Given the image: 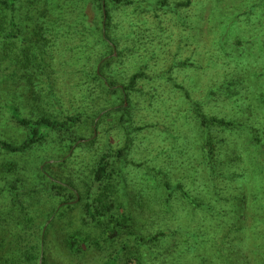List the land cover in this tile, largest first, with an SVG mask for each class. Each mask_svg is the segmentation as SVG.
I'll use <instances>...</instances> for the list:
<instances>
[{
	"label": "rangeland",
	"instance_id": "rangeland-1",
	"mask_svg": "<svg viewBox=\"0 0 264 264\" xmlns=\"http://www.w3.org/2000/svg\"><path fill=\"white\" fill-rule=\"evenodd\" d=\"M126 2L130 4L105 1L102 16L97 0H20L19 20L21 14H26L37 21L27 23L28 30L19 41L0 36V102L12 101L19 109V117L25 120L49 116L62 121L84 114L83 124L68 132H48L40 144L26 153L0 152V228L3 230L0 264H8L6 261L11 256H18L15 264H23L21 252L34 243L38 251L41 248L38 264H99L114 252H121L127 258L124 261L123 256L119 264H264L261 240L264 223L259 213L264 206L259 203L264 178L258 174L256 155L246 148V125L229 133L239 148L235 170L240 176L234 182L227 181L225 186L219 179L215 181L220 197L211 200V205L219 214L190 209V223L184 225L181 211L168 226L172 232L186 234L187 239L184 241L179 236L177 244L171 240L167 248L165 239L148 247L132 243L133 236L145 239L148 232L163 228L162 194L151 193L143 182L148 178L135 165L155 155L151 148L161 149L157 156L162 159L164 146L156 138L160 134L162 140L161 128H171L170 140L174 138L187 149L192 148L186 156L192 160L198 157L200 129L186 123L183 117L179 126H171V121L177 119L171 109L174 104L188 110L194 119L189 99L199 95L208 100L213 89L217 102L207 105L208 114L213 116L225 101L219 88L232 76L248 97L264 91V78L260 77L264 72V1ZM102 18L107 25L106 36L102 34ZM35 25H42L46 32L33 38L30 31ZM216 27H221L230 40L213 46L218 36L217 30L213 31ZM261 33L262 37L258 36ZM240 38L245 39L237 47L235 41ZM247 38L252 42H247ZM112 51L116 58L103 69V79L111 75L118 84H126L138 66H142L140 70L144 73L137 82L139 91L129 94L131 108L126 112L125 122H120L117 113L95 120L93 110L87 109L88 102L83 99L86 96L83 83L88 81L91 88H97L88 77L89 70L97 68L98 61ZM185 61L187 66L181 69L178 64ZM188 74L190 84L182 82ZM253 100L256 104L257 98ZM260 105L264 107L261 99ZM247 107L240 104L239 110L246 108V111ZM227 111L233 113L231 104ZM8 116L6 109L0 108V136L12 143L24 141L28 129ZM211 135L223 137L216 129L211 130ZM126 136L131 139L129 143ZM72 138L83 140L72 146ZM80 143L83 147H78ZM125 144L130 145L128 160H133L125 169L127 184L125 181L123 184L121 176L103 185L96 183L94 170L100 156ZM42 162L54 165L45 167L58 178L56 181L79 192L80 204L79 199L70 198L69 206L61 205L57 209L65 199L51 198L49 179L38 171ZM206 174L198 171L197 182L205 186L204 191L200 188L201 194L208 199L209 184L213 185L214 178L210 183L205 179ZM87 192H90L88 202L99 212L97 224L83 214ZM139 193L141 197H137ZM136 197L142 205H134ZM99 198L103 201L97 202ZM172 204L182 206L176 199L168 210L173 208ZM77 231H81L79 243L88 241L82 244L81 251L72 249L67 240ZM211 242L221 253L211 251ZM127 243L128 247L122 251ZM228 243L233 245V252L222 251L224 245L228 249Z\"/></svg>",
	"mask_w": 264,
	"mask_h": 264
},
{
	"label": "trees",
	"instance_id": "trees-1",
	"mask_svg": "<svg viewBox=\"0 0 264 264\" xmlns=\"http://www.w3.org/2000/svg\"><path fill=\"white\" fill-rule=\"evenodd\" d=\"M20 0H0V36L3 39L11 40H20L22 39L23 33H25L28 29V22L29 21H37L36 17L32 15L21 14L20 20L17 17V3ZM96 1V0H95ZM99 3L97 4V9L101 11L102 16L105 14V1L107 0H97ZM113 4H130V2H126V0H110ZM264 1V0H263ZM104 13V14H103ZM43 19V18H42ZM102 34L104 36L107 35V25L105 20L102 18ZM42 22H44L42 20ZM24 25V26H23ZM30 34H33V38L39 35H43L46 32V29L41 25H35V27L31 28ZM217 30L218 36L215 41L212 42V45H222L223 42H228L230 40V36L227 34H223V30L221 27H216L213 29ZM221 32V33H219ZM264 33V32H262ZM262 33L258 36L262 37ZM19 36V39H15V37ZM245 38H240L235 41V45L240 47L242 42ZM247 42H252L251 38L246 39ZM83 48L81 47V52H83ZM109 49H113L112 45L108 44ZM14 49L12 48L10 51L12 53ZM31 54V53H30ZM27 59L28 57L25 56ZM115 56L113 51L110 54L105 55L98 61L97 68L93 70H89L88 77L90 81L94 82L97 88L94 86L91 88V85L88 81L83 83L81 86L86 87L85 97L83 99L88 102L87 109L93 110L92 112L95 114V120L100 117L103 119L104 117H108L113 114H119L118 117L120 122H125L126 112L131 108V104L129 102L128 97L129 94H135L139 90L137 89V82L140 79L141 75L144 74L141 72V67L138 66L137 70L134 72L133 75L127 80L126 84H118L113 76H109V78L104 77L102 78L103 69L109 64L110 61L115 60ZM181 69L187 66V62H181L178 64ZM173 67V63H171L170 69ZM169 68V67H168ZM260 77L264 78V72L260 73ZM23 78V75H21ZM218 78V77H212ZM26 81H28L26 79ZM187 84H190V74L187 75V79L183 80ZM223 85L220 86L219 91L222 95L225 96V101L223 102L222 106L218 108L217 112L213 113V116L208 114V107L207 105L210 102H217L214 99L215 92L211 89V92L208 95V100H205L204 96L197 95L195 99H189L190 101V109L194 119L191 118L190 113L188 110H184L180 108L178 104H174L171 108L172 111L177 114V119L171 121V126L174 124H181L180 117H183L186 123H193L198 129H200V145L197 146V159L192 160L190 157L186 156L188 152L192 151V148H188L187 146H183L178 140L177 142L174 140H170L168 137L171 131V128L163 126L161 128L163 137L162 140L160 134L157 135V139L160 142V146H164L162 149L164 155L162 159L158 157V153L161 150H157V148H151L155 151L154 156H150L145 162H137L136 168L139 172H142V176L148 178L146 181V185L151 189V193L155 194H162L161 200L163 201V228L158 230L157 232L146 234V238L143 239V236H133L132 243L142 247H148V245L157 243L160 240L165 239V248H167L168 242L171 240L177 244L178 237L181 236V239L184 241L187 239L186 234H181L178 231L169 230L168 224H170V220L173 219L176 215H179L182 211L183 215V223L184 225L190 223L189 215H191L192 211L210 213L213 215H218V212H215L211 205V200L216 199V197H220L218 194V187L216 186L215 181H222L224 186L227 181L231 180L234 182L240 175L235 170L236 164H238V156H239V148H236V139L230 138V132H236L239 130L241 126H247V132L244 134L246 135V148L252 152L253 155H256L257 158V165L259 167L258 174L260 177L264 178V107L260 105V99L263 101L264 104V91L260 92L257 96H247V91L243 90L242 85L237 83V79L235 77H230V79L225 80V83L222 82ZM13 85H15L13 83ZM180 87H187L183 85H179ZM223 92L225 94H223ZM244 93V95H243ZM115 98V100H114ZM254 98H257V103L255 104ZM12 101H5L0 102V108L6 109V113L9 114L8 117H12V119L16 120L17 123L23 125L27 128L28 133L26 139L20 143H12L3 139L0 136V152L6 154H21L26 153L29 149L35 147L36 145L40 144V142L45 138V135L48 132H55V133H63L70 131L71 128H74L76 125L82 123V117L84 116L83 113H78L77 115L70 116L65 118V120L59 121L57 119H53L49 116H42L39 119L35 120H25L19 117L18 114V107ZM231 104L234 111L233 113L227 111L228 105ZM240 104L243 106L247 105V110L245 109L239 110ZM9 109V110H8ZM82 116V117H81ZM170 116V115H169ZM168 116V117H169ZM8 120V119H7ZM93 123V124H97ZM127 123V122H126ZM130 127V123L128 124ZM216 129L217 133H222L223 137L220 138L216 136L215 138L211 135V130ZM179 139V133H178ZM223 139V140H221ZM83 139L81 138H72L71 143L72 146L81 142ZM128 143L131 141L129 137L126 136V142ZM158 142L156 144H158ZM92 143V142H91ZM130 145L125 144L121 148L112 149L113 152L106 153L100 156L96 168L94 170V181L98 184H102L103 182H111L114 180L115 176H121L123 180V184H127V179L124 175L125 169L127 165L133 162H129L128 156L130 153ZM159 146V145H158ZM78 147H83V144H78ZM254 151H253V150ZM111 150V151H112ZM158 151V152H157ZM138 155V154H137ZM187 157V159L185 158ZM60 157V156H59ZM38 167V171L49 179L48 188L51 198L54 197H64L65 201L57 206L58 210H60L61 205L69 206L68 200L73 198V200L77 201L80 204L82 198L80 197L79 192H76L74 188H68L67 186L60 184V181H56L57 177L54 178L52 174H50L47 169L50 166L54 165H44L45 163L42 162ZM49 166L48 168H46ZM45 167V168H44ZM117 169V170H116ZM198 171L204 172L206 171L205 179L210 182L214 178V183L209 184L211 196L207 199L204 194H201V189L204 191L205 186L200 185L198 181ZM75 172V170H74ZM178 175H175V173ZM58 174V173H57ZM214 175V177H212ZM158 176V179L156 178ZM177 176V178H175ZM79 178V177H78ZM211 183V182H210ZM228 183V182H227ZM195 184V189L193 185ZM222 184V185H223ZM53 185V186H51ZM233 188H237L233 185ZM67 192L68 194H64ZM85 199L87 202L84 204V215H88L90 221H93L94 224H97V216L98 211L95 210V207L90 201V192L86 193ZM259 195H261L260 202L264 204V187L260 185ZM141 193L137 195V197H141ZM78 197V198H77ZM136 197L135 206H140L142 204L141 201H138ZM177 199L178 203L182 206L177 204H172V209H169L171 202H175ZM103 201L101 198L97 199V202ZM65 203V204H64ZM166 206V209H164ZM190 209L192 210L190 212ZM95 210V211H94ZM189 211V212H188ZM122 213V212H121ZM199 213V212H198ZM262 216V223H264V206L259 211ZM8 215V214H6ZM120 214L119 216H121ZM3 219V218H2ZM2 222V220H0ZM119 224V223H118ZM228 229H230L229 225H226ZM232 228V227H231ZM5 232L8 233V230L5 228ZM3 234L2 228H0V242L2 241L1 235ZM176 236V241L172 238ZM81 238V231L74 232L70 238L68 236L69 245L72 249L81 251L82 244L87 243V240H82L79 243ZM264 241V235L261 238ZM211 251L216 253H221L218 248L215 246L214 243L211 242ZM122 247L121 250L125 251L128 247ZM2 243H0V250ZM260 247V246H258ZM233 245L228 243V249L225 248V245L221 248L223 252L228 250H232L233 252ZM40 250L38 251V245L34 243V245L25 248L24 252H21V257L23 259V264H38V260L40 259ZM38 251V252H37ZM166 251V249H165ZM79 253V252H78ZM121 252H114L112 255L106 257L102 262L99 264H119V261L124 256V261L127 260L125 255H120ZM19 255V256H20ZM156 257V255H154ZM45 260V256L43 258ZM143 259V254L140 257V261ZM18 260V256H11L6 262L8 264H15ZM166 252H165V260L166 261Z\"/></svg>",
	"mask_w": 264,
	"mask_h": 264
}]
</instances>
